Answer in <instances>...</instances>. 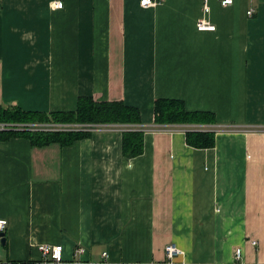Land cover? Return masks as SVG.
<instances>
[{
  "label": "crops",
  "instance_id": "0c3cea01",
  "mask_svg": "<svg viewBox=\"0 0 264 264\" xmlns=\"http://www.w3.org/2000/svg\"><path fill=\"white\" fill-rule=\"evenodd\" d=\"M55 1L0 0V107L73 112L95 97L136 108L141 125H94L64 147L0 141L1 264H236L238 248L237 264H264V0H208V14L203 0ZM158 99L231 131L192 148L174 129L186 125L154 124ZM133 128L143 152L127 158ZM41 245L63 261L44 263Z\"/></svg>",
  "mask_w": 264,
  "mask_h": 264
},
{
  "label": "trees",
  "instance_id": "16d2710c",
  "mask_svg": "<svg viewBox=\"0 0 264 264\" xmlns=\"http://www.w3.org/2000/svg\"><path fill=\"white\" fill-rule=\"evenodd\" d=\"M153 122L157 125H214L213 114L186 111L179 100L158 99L153 104ZM0 123L18 125L33 124H91V125H141L140 113L122 101H98L95 97H80L73 112H25L17 107H0ZM143 130L122 132V154L133 158L143 152ZM90 136L89 132H42L31 127L21 130L0 131V141L25 138L32 145L59 143L62 147ZM186 144L196 149H210L215 145V133L211 131H186Z\"/></svg>",
  "mask_w": 264,
  "mask_h": 264
},
{
  "label": "built area",
  "instance_id": "2783aa9c",
  "mask_svg": "<svg viewBox=\"0 0 264 264\" xmlns=\"http://www.w3.org/2000/svg\"><path fill=\"white\" fill-rule=\"evenodd\" d=\"M220 6L222 7H229L233 5L234 0H215ZM157 2L155 0H140L139 5L141 8H149L151 6H155ZM63 8V2L62 0H56L52 3V9L53 10H60ZM210 11L208 0H203V6H202V12L203 14H208ZM254 14V10L252 8H249L246 11V16L248 18H251ZM197 29L199 31H214V26L210 25L205 20H199L197 22ZM25 127H31L34 131H42V132H82L91 133L96 126L91 124H33L31 126L28 125H18L13 123H0V131H8V130H21ZM135 127V126H134ZM134 130H139L138 128H133ZM174 129L180 130V131H200V132H216V131H231L229 127L225 126H219L218 128L216 126L212 127L210 125H193V126H186V127H175ZM173 129V130H174ZM145 131V129H141ZM140 130V131H141ZM7 226V221L0 219V234L5 231ZM252 245H255L256 242L252 241ZM38 250L42 256V260L44 263L54 262V263H60L62 262V251L63 248L60 245L55 246H49V245H41L38 247ZM84 249L82 247L76 246L74 255H78L83 253ZM165 256L169 260V262H173V260L176 257H180L183 255V252L177 248L175 245L170 244L166 246L165 250ZM242 257V250L240 248L236 249L234 251V261L237 264V262ZM1 264V262H0Z\"/></svg>",
  "mask_w": 264,
  "mask_h": 264
},
{
  "label": "water",
  "instance_id": "95a60500",
  "mask_svg": "<svg viewBox=\"0 0 264 264\" xmlns=\"http://www.w3.org/2000/svg\"><path fill=\"white\" fill-rule=\"evenodd\" d=\"M0 242H1L2 245H4V243H5V232H2L0 234Z\"/></svg>",
  "mask_w": 264,
  "mask_h": 264
},
{
  "label": "rangeland",
  "instance_id": "374dc122",
  "mask_svg": "<svg viewBox=\"0 0 264 264\" xmlns=\"http://www.w3.org/2000/svg\"><path fill=\"white\" fill-rule=\"evenodd\" d=\"M73 124V123H72ZM76 124H81V123H76ZM186 126H193V125H186ZM185 126V127H186ZM198 126H202V125H198ZM210 126H212V127H214V126H216V125H210Z\"/></svg>",
  "mask_w": 264,
  "mask_h": 264
}]
</instances>
